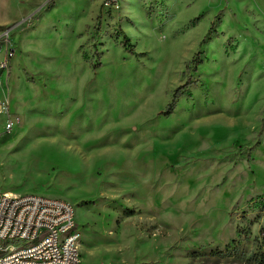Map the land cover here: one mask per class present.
I'll list each match as a JSON object with an SVG mask.
<instances>
[{
  "label": "rangeland",
  "instance_id": "rangeland-1",
  "mask_svg": "<svg viewBox=\"0 0 264 264\" xmlns=\"http://www.w3.org/2000/svg\"><path fill=\"white\" fill-rule=\"evenodd\" d=\"M59 1L0 0L20 119L0 115V193L73 203L80 264H236L213 254L264 225V0Z\"/></svg>",
  "mask_w": 264,
  "mask_h": 264
},
{
  "label": "built area",
  "instance_id": "built-area-1",
  "mask_svg": "<svg viewBox=\"0 0 264 264\" xmlns=\"http://www.w3.org/2000/svg\"><path fill=\"white\" fill-rule=\"evenodd\" d=\"M11 30L0 33L1 87L8 84L18 48ZM0 115L6 118L9 131L20 124L6 99L0 101ZM81 238L75 206L70 201L0 193V264H80Z\"/></svg>",
  "mask_w": 264,
  "mask_h": 264
},
{
  "label": "trees",
  "instance_id": "trees-1",
  "mask_svg": "<svg viewBox=\"0 0 264 264\" xmlns=\"http://www.w3.org/2000/svg\"><path fill=\"white\" fill-rule=\"evenodd\" d=\"M122 44L130 51H134V46L128 37H125ZM198 55L199 53L197 57ZM191 84L192 80L189 78L174 91L173 100L168 104L167 109L162 112L163 114L171 115L174 112L177 99L181 96L184 89L191 86ZM246 234L245 230L239 229L238 238L228 243L223 250L217 249L213 255H216L217 259L221 262L226 261L229 263L227 260H231L236 264H264V225L260 229L259 236L255 238V249L248 250L244 247V237H246Z\"/></svg>",
  "mask_w": 264,
  "mask_h": 264
},
{
  "label": "bare ground",
  "instance_id": "bare-ground-1",
  "mask_svg": "<svg viewBox=\"0 0 264 264\" xmlns=\"http://www.w3.org/2000/svg\"><path fill=\"white\" fill-rule=\"evenodd\" d=\"M194 9V8H193ZM189 13V11H187V14ZM58 16H59V11L56 9H52L51 11H50V13H48V15L46 16L47 18H46V20H44L43 22H40L39 21V23L36 25V28H33V29H31V30H29V31H26L23 35H22V37H21V40H22V42H23V45H28V44H30V43H34L35 44V42H38V43H46L47 41H48V38H47V30L52 26V24L53 23H55V21L58 19ZM202 26V25H201ZM200 29H201V27H199V28H197V29H195L194 30V32L195 33H199L200 32ZM143 41H145V40H143ZM36 45V44H35ZM37 46V45H36ZM41 47H42V45H41ZM208 47H209V49H210V51H219L220 50V46H219V41L218 40H213L211 43H209V45H208ZM36 51V50H35ZM34 51V52H35ZM39 51V50H38ZM261 52H260V57L262 58V59H264V49H262V50H260ZM30 52V51H29ZM41 52V51H40ZM42 53V52H41ZM115 53H116V51H115ZM32 54V53H31ZM36 54H37V51H36ZM40 55V54H39ZM26 56V55H25ZM30 58V57H29ZM35 62V61H34ZM37 62V61H36ZM30 65V64H29ZM38 65V64H37ZM41 65V64H40ZM121 65V64H120ZM119 65V66H120ZM118 66V67H119ZM117 67V68H118ZM116 68V69H117ZM121 69V67L119 68V71H121L120 70ZM114 71V70H113ZM117 71H118V69H117ZM129 71V70H128ZM121 72H123V71H121ZM107 73H108V71H107ZM112 73V72H111ZM165 73V72H164ZM61 74V73H60ZM119 74V73H118ZM51 75V74H50ZM49 75V76H50ZM59 75V74H58ZM53 76V75H52ZM64 76V75H63ZM67 76V75H66ZM114 76V75H113ZM118 76V75H117ZM54 77V76H53ZM49 78V77H48ZM57 78V77H56ZM64 78H66V77H64ZM63 78V79H64ZM110 78V77H109ZM114 78H116V76L114 77ZM60 79V78H59ZM72 79V78H71ZM65 80V79H64ZM114 80V79H113ZM24 81V80H23ZM52 81V80H51ZM50 81V83H52L53 81H54V79H53V81L51 82ZM71 81V80H70ZM115 81V80H114ZM118 81V80H117ZM56 82H57V80H56ZM58 82H60V80L58 81ZM113 82V81H112ZM122 81H120V83H121ZM63 83H64V81H63ZM62 83V84H63ZM124 83V82H123ZM122 83V84H123ZM55 84V83H54ZM65 84V83H64ZM109 84V83H108ZM117 84V83H116ZM118 84H119V82H118ZM58 86H59V84H57ZM114 85V84H113ZM113 85H112V87H113ZM120 86H123V85H121V84H119ZM63 86V85H62ZM108 86H111V85H108ZM117 86V85H116ZM125 86V85H124ZM111 87V88H112ZM106 88V87H105ZM104 88V89H105ZM110 88V89H111ZM115 88V87H114ZM122 88V87H121ZM120 89V88H119ZM103 90V89H102ZM221 90V89H220ZM64 91V90H63ZM108 91V90H107ZM116 91V90H115ZM70 92V91H69ZM68 92V93H69ZM119 92V91H118ZM221 92V91H220ZM109 93V92H108ZM115 93V92H114ZM113 93V94H114ZM222 93V92H221ZM65 94H67V89H66V92H65ZM70 94H72V93H70ZM105 94V93H104ZM118 94V93H117ZM121 94V93H120ZM260 94V92H253L252 93V95H251V97H250V100H254L255 98H257L258 96H260L259 95ZM119 95V94H118ZM71 96V95H70ZM99 96V95H98ZM103 98H105L104 96H103V94L101 95ZM100 96V97H101ZM116 96V95H115ZM120 96V95H119ZM118 96V97H119ZM114 97V96H113ZM112 97V98H113ZM102 98V99H103ZM109 98H111V97H109ZM108 98V99H109ZM116 99V98H115ZM107 100V99H106ZM111 100V99H110ZM117 100V99H116ZM108 101V100H107ZM32 105V104H31ZM29 109H31L30 108V104H29ZM88 107V106H87ZM86 107V108H87ZM32 111V110H31ZM29 112V111H28ZM28 112H27V114H28ZM26 113V112H25ZM116 120V119H115ZM129 120V119H128ZM184 190H186V189H184ZM183 190V191H184Z\"/></svg>",
  "mask_w": 264,
  "mask_h": 264
},
{
  "label": "crops",
  "instance_id": "crops-1",
  "mask_svg": "<svg viewBox=\"0 0 264 264\" xmlns=\"http://www.w3.org/2000/svg\"><path fill=\"white\" fill-rule=\"evenodd\" d=\"M61 1V4H62V0H60ZM59 1V2H60ZM66 1V0H65ZM73 1V0H72ZM66 4H68L67 2L65 3V4H63V5H61L60 7H58V8H61V7H63V6H65ZM85 4V3H84ZM24 46V45H23ZM1 58H2V55L0 54V60H1ZM20 63L22 62V61H19ZM18 62V63H19Z\"/></svg>",
  "mask_w": 264,
  "mask_h": 264
}]
</instances>
